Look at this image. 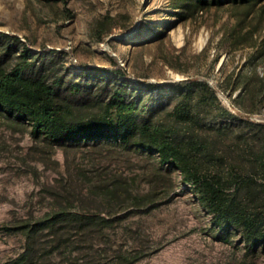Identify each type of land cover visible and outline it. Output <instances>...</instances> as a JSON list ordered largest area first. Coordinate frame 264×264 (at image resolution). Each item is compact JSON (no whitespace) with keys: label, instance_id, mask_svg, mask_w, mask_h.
I'll return each mask as SVG.
<instances>
[{"label":"rangeland","instance_id":"rangeland-1","mask_svg":"<svg viewBox=\"0 0 264 264\" xmlns=\"http://www.w3.org/2000/svg\"><path fill=\"white\" fill-rule=\"evenodd\" d=\"M0 32L21 40L8 67L28 46L27 74L58 85L76 118L127 81L141 118L185 135L172 116L183 94L168 84L207 80L221 106L198 107L212 153L239 166L247 139L264 157V128L248 121H264V0H0ZM251 176L264 197V173ZM0 264H264V245L214 226L157 150L52 140L0 112Z\"/></svg>","mask_w":264,"mask_h":264},{"label":"trees","instance_id":"trees-1","mask_svg":"<svg viewBox=\"0 0 264 264\" xmlns=\"http://www.w3.org/2000/svg\"><path fill=\"white\" fill-rule=\"evenodd\" d=\"M106 19L112 24L110 16ZM20 41L15 34L0 32V112L29 122L32 133L44 134L52 140L120 141L157 150L161 161L178 167L183 181L196 189L200 202L213 214L214 226L223 231L239 229L251 249L264 245V197L253 192L257 180L251 176L252 169L264 173L263 154H255L247 139L241 144L244 162L239 166L226 156L212 153L210 142L199 133L206 126L201 122L198 107L221 106L216 90L207 80L187 78L168 84L171 90L183 94L172 116L187 126L185 135L174 125L141 118L137 101L126 98L127 81L118 84L100 112L76 118L71 107L57 98L58 85L49 84L42 75L27 74L33 65L28 61L32 57L28 46L24 45L18 55L23 60L8 67L6 62L19 48ZM54 52L57 50H48ZM83 74L89 76L88 68ZM221 109L228 117L232 116L228 109ZM248 121L264 128V121ZM221 167L226 169L225 175L221 174ZM241 191L245 194H240Z\"/></svg>","mask_w":264,"mask_h":264}]
</instances>
